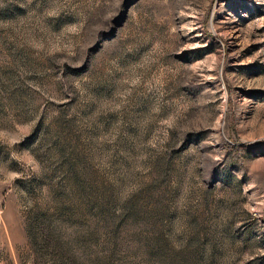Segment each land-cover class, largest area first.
Masks as SVG:
<instances>
[{"label":"rangeland","instance_id":"obj_1","mask_svg":"<svg viewBox=\"0 0 264 264\" xmlns=\"http://www.w3.org/2000/svg\"><path fill=\"white\" fill-rule=\"evenodd\" d=\"M0 264H264V0H0Z\"/></svg>","mask_w":264,"mask_h":264}]
</instances>
